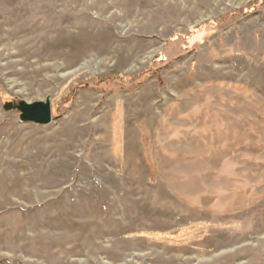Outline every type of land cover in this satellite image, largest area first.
Masks as SVG:
<instances>
[{
    "label": "rangeland",
    "instance_id": "rangeland-1",
    "mask_svg": "<svg viewBox=\"0 0 264 264\" xmlns=\"http://www.w3.org/2000/svg\"><path fill=\"white\" fill-rule=\"evenodd\" d=\"M0 264H264V0H0Z\"/></svg>",
    "mask_w": 264,
    "mask_h": 264
},
{
    "label": "water",
    "instance_id": "water-1",
    "mask_svg": "<svg viewBox=\"0 0 264 264\" xmlns=\"http://www.w3.org/2000/svg\"><path fill=\"white\" fill-rule=\"evenodd\" d=\"M16 107L20 111V119L25 122L47 124L51 120V105L48 100L25 102L20 101Z\"/></svg>",
    "mask_w": 264,
    "mask_h": 264
},
{
    "label": "bare ground",
    "instance_id": "bare-ground-1",
    "mask_svg": "<svg viewBox=\"0 0 264 264\" xmlns=\"http://www.w3.org/2000/svg\"><path fill=\"white\" fill-rule=\"evenodd\" d=\"M166 244V243H165ZM167 245H169V244H167ZM173 245V244H172ZM171 245V246H172ZM221 247H223V246H221V244H214L213 246H211V248L213 249V252L214 251H217V250H219V249H221ZM209 249V248H208ZM163 250L165 251V252H168V254L171 252V247L170 246H165L164 248H163ZM206 251H207V248H206ZM176 252V251H175ZM222 253H224V251H222V250H220V252H217L216 254H213V255H215V256H217V255H220V254H222ZM212 254V253H211ZM170 255V254H169ZM168 261H170V262H173V260H172V258H169V260Z\"/></svg>",
    "mask_w": 264,
    "mask_h": 264
}]
</instances>
